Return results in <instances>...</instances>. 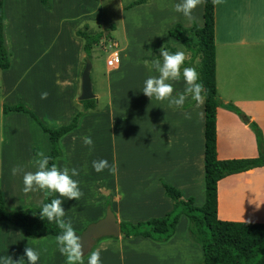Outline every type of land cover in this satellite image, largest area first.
Here are the masks:
<instances>
[{"label": "crops", "instance_id": "1", "mask_svg": "<svg viewBox=\"0 0 264 264\" xmlns=\"http://www.w3.org/2000/svg\"><path fill=\"white\" fill-rule=\"evenodd\" d=\"M5 1L3 0V38L10 65L1 70L6 71L13 66V61L6 36L8 26ZM28 1H33L35 6L31 7V10L25 9L24 15L13 17V24H23L28 15H36L41 19L38 22L47 24L53 18L55 4L58 2L61 9L74 5L76 10L84 13L82 25L71 27L74 28V34L75 30L84 24L91 27L86 20L92 12L86 6L91 10L93 7L100 10L104 3V0H49L47 6L40 0ZM131 1L133 0H120V7L131 10L141 8L147 12L146 23L142 28L145 32L144 37L142 39L134 37L136 47L144 45L143 50L127 55L123 46L120 48V52L124 53L122 56L119 54L120 62L110 67L105 77L107 104L100 110L101 114L93 113L89 117L85 114L79 125L64 134L59 141L62 154L55 159L58 167L77 168L79 172L93 173L92 168L86 165L71 166L62 145L64 142L73 144L84 137L91 125L88 121L90 118L98 120L97 123L103 122L109 134L107 160L110 164L115 162L118 166L115 174L107 169L100 173L94 170L95 196L92 211L89 210L79 225L70 219L76 232L82 231L88 223L103 217L106 209L105 199L108 196L111 198L110 208L119 223L122 221L137 223L164 216L172 210L173 201L165 195L161 180L178 188L185 198L192 197L195 205L201 206L205 202L204 104L197 107L195 101L189 97L182 109H174L169 108L166 101L151 100L142 92L144 81L149 76L158 75L151 69V62L160 59L152 56L160 52L162 47L170 46L176 51H184L186 61L191 59V52L179 40L170 36L168 29L175 23H180L185 28H190L194 23L202 26L204 3L193 13L196 20L189 22L183 14L174 11L176 3L171 4L170 0H148L128 7ZM10 33L11 27L9 28L11 37ZM69 33L72 38L69 37L70 41L77 44L79 50L72 65L70 76L72 82L64 79L60 81L62 84H69L72 91L70 102L73 105L66 122L61 125L69 123L77 112L75 109L82 104L77 93L82 62L86 59L82 38L76 34L72 36L71 31ZM17 35L18 32L15 37ZM214 39L215 80L219 97L224 103H232L239 107L257 123L264 138V0H221L219 4L214 5ZM115 44L118 45L117 42ZM65 47L64 42L61 43L59 47L61 54L67 52ZM117 51L119 53V50ZM145 61H148L147 65ZM194 66L199 67V57L194 60ZM173 84L174 95L183 92L186 87L183 77ZM94 93L96 104H99L102 92ZM19 96L26 100L21 93ZM89 111L91 110L87 112ZM185 112H190L192 118L185 119ZM8 113H14L15 116L28 115L21 111L3 112V115ZM199 113H203V116ZM30 119L33 121L31 117ZM85 122L88 123L87 128L84 126ZM139 128L142 132L138 133L136 139L135 130ZM25 135L27 134L19 136ZM27 136L29 141L26 149H21L24 153L19 150H16V153L22 157V165L26 162L27 169L32 171L35 169L32 153L35 140ZM137 140H141L138 142L141 151L134 153L136 158H132L128 148ZM48 142V147L43 150L45 154L50 151V141ZM216 153L219 159L252 158L258 154L252 130L237 114L224 107H218L216 112ZM12 165L13 159L12 164L7 160V163L1 166L0 189L5 204L10 209L33 207L21 206L22 201L26 197H31L32 193L24 194L21 188L11 191V188H16L14 184L22 185V175L19 180L13 177L14 181L8 174L4 180L3 175L7 174L6 171ZM39 195L41 193L37 196ZM54 198H60L59 194L54 193ZM35 203L36 201L32 205ZM43 203H47L45 194L40 196L39 206L34 208L41 210ZM217 216L221 220L264 222V166L227 175L217 182ZM69 218L71 217L65 215L66 220ZM188 227V217L182 214L178 218L174 233L167 240L158 241L142 235L104 236L96 240L90 250L101 251V264H190L201 258L202 249L190 237ZM0 230L6 232L2 236L4 238L0 237V251L12 248L15 243L12 237L16 236L19 237L18 240L24 239V246H30L40 253L38 264H61L63 261L64 256L55 243L56 235L29 238L20 227L3 220L0 221ZM24 264H28L27 259H24ZM84 264H87V256Z\"/></svg>", "mask_w": 264, "mask_h": 264}, {"label": "rangeland", "instance_id": "2", "mask_svg": "<svg viewBox=\"0 0 264 264\" xmlns=\"http://www.w3.org/2000/svg\"><path fill=\"white\" fill-rule=\"evenodd\" d=\"M170 1L171 4L180 2V0ZM119 2L120 0H104L100 10L95 7L91 10L86 6V8L92 12L87 16L86 20L91 26L88 27V30L91 33H102L99 41L93 45L91 56L89 57L92 64L90 78L93 85V92L102 93H100L99 104H96L97 100L95 99L96 107L86 112L88 117L93 113H100V110L107 104L105 77L108 75L111 68L107 66L106 59L111 50H119V54L122 56V54H124L120 52L122 46L127 55L140 52L144 48V45H138L136 47L134 37L138 39L144 37L145 32L142 28H144L146 23L147 12L141 8L137 10L123 9L120 7ZM5 6L7 7L6 26H8V29H6V36L8 47L11 48L13 66L6 71L0 69V175L1 166L3 163H7V160L12 164L13 159L14 165H12V167L17 164L22 165V157L16 153V150L24 153V150L21 149H26L27 142L29 141L27 135L35 140L33 144L34 148L37 147V151H43L46 146L48 147L49 145L47 134L34 120L32 121L28 115L22 114L21 116H15L14 113L3 115V103L15 104L18 101L23 102L36 113L41 121L52 128L66 122V117L73 108L70 102L72 91L69 84H62L60 81L64 79L67 82H72V77H70L72 65L75 63L74 58L79 48L77 44L70 41L69 37L71 38V36L69 32L71 31L72 36H74L73 29L82 25L84 18V13L76 10L74 5L66 9H61L59 3L56 2V10L52 15L53 18H51L47 24L38 22L41 19L37 18L36 15H28V18L24 19L23 24L16 25L13 24V17H19V14L24 15V10H31V7L35 6V3L28 0H6ZM195 11L196 9L194 12ZM112 25L114 29H112ZM72 26H74V28H71ZM10 27L11 37L9 35ZM81 28H83V26ZM17 32L19 35L15 37ZM63 42L68 53L61 54L62 52H59V47ZM115 42H117L118 45H113L115 47L109 50V43ZM46 49H48V51H45ZM85 61L86 59L82 62L77 96L81 93V72L85 65ZM72 89H74L73 84ZM44 92L48 93L47 99H41V94ZM19 93H21L26 100H23L22 97L19 96ZM82 108L83 105L81 104L74 109L79 111L82 110ZM88 121L91 125L90 128L86 130V135H84V137L90 136L92 138L94 142L93 148L90 149L88 146L84 145L83 137L73 142V144L64 142L62 145L65 156L68 157V160L72 164L71 166L86 165L93 170V173L79 172V176L73 177V179L79 181L80 189L83 192V196L79 201L74 199L69 200L59 196L60 199H63L62 206L65 209L66 216L71 217L69 219L77 225L81 223V220L83 221L85 218L84 216L89 213V210L92 211V202L95 196L93 182L95 171L92 167V162L100 159H108L106 153L108 150L109 134L106 129V124H103V122L97 123L99 121L92 118ZM84 126L87 128L88 123L85 122ZM135 132L137 134H135L134 138L137 139L138 133L142 132V129L139 128L137 131L135 130ZM20 134L27 135L19 136ZM81 134H84V132H81ZM138 142H141V140L134 142L131 147L128 145V150L131 151L132 158H136L134 153L141 151ZM23 165L26 167L25 171H29L26 162H24ZM80 167L81 166H79V168ZM11 168L6 171V175H3L4 180L7 178L8 174L14 179L11 175ZM35 170L36 169H33L32 171ZM104 175H106L105 172ZM19 177L20 175H17L15 179L19 180ZM21 184L22 185H18V183L14 184L16 188H11V191L20 188L23 189V182ZM37 192L38 194L41 193V195L45 194L43 190L31 192L32 199L31 197H26L22 201L21 206H39L41 195L37 196ZM35 201L36 203L32 205ZM5 233L6 232H0V237ZM21 233H23L22 230ZM12 238L15 239L14 246L12 248L9 247L8 251H0V258L10 256L13 261L17 259L20 260L21 257L27 259L26 256H24V250L27 247L24 246V239L21 238V240H18L19 237L16 236ZM0 264H2V261H0Z\"/></svg>", "mask_w": 264, "mask_h": 264}, {"label": "trees", "instance_id": "3", "mask_svg": "<svg viewBox=\"0 0 264 264\" xmlns=\"http://www.w3.org/2000/svg\"><path fill=\"white\" fill-rule=\"evenodd\" d=\"M44 5H49V0H40ZM148 0H133L128 4L131 7L145 3ZM204 23L198 26L194 23L190 28L175 23L168 29V34L179 40L190 52L191 59L185 61L184 66H194V60L199 57L200 74L198 82L205 89L204 103V169H205V202L201 206L194 204L192 197L185 198L175 186L161 180L164 193L173 201V208L164 216L151 218L137 223L120 222V232L126 237L147 236L158 241L167 240L174 233L176 223L181 214L189 220V235L196 241L201 249V258L191 264H264V222H245L221 220L217 216V182L223 177L242 172L254 167L264 166V138L261 128L251 120L246 113L232 103H224L216 90L215 80V39H214V4L206 0L203 7ZM75 34L83 40V51L86 58L91 56L92 48L99 41L102 33H91L88 25L76 29ZM165 48L175 53L170 46ZM160 52L152 57L161 58ZM10 65L8 52L4 46L3 38V0H0V69ZM83 105L67 124L51 128L44 124L36 113L23 102L14 105L3 104L4 113L21 111L27 113L38 126L48 134L50 151L45 154L50 157V165L55 164L57 156L62 154L60 138L76 128L81 118L90 109L96 107L95 99L80 101ZM218 107L231 110L252 130L255 136L258 154L252 158L219 159L216 153V112ZM37 150L32 149L36 156ZM54 199V193L47 196V203ZM111 198L105 201L110 207ZM40 209L28 207L24 209H10L6 206L0 189V221H7L11 225L20 227L29 238H40L46 235H58L60 229L55 222H48L40 218ZM99 239V238H98ZM97 239V240H98ZM61 264H66L63 258Z\"/></svg>", "mask_w": 264, "mask_h": 264}, {"label": "clouds", "instance_id": "4", "mask_svg": "<svg viewBox=\"0 0 264 264\" xmlns=\"http://www.w3.org/2000/svg\"><path fill=\"white\" fill-rule=\"evenodd\" d=\"M221 0H212L217 5ZM206 0H180L174 5V11L183 14L189 21L194 22L196 17L193 15L194 10ZM160 59L151 62V69H154L158 75L149 76L144 81L142 92L144 95L161 102H167L169 108L182 109L186 100L191 97L196 106L200 107L205 103V89L202 83L198 82L200 74L196 67H185L187 59L184 51L172 53L165 47L160 49ZM148 64V61H145ZM150 69V70H151ZM183 77L186 87L184 91L174 95L175 89L173 82L179 81ZM48 93L41 94V99H47ZM203 116V113H199ZM185 119H191L190 112L184 113ZM83 143L90 149L94 147V142L90 136L83 137ZM50 157L46 156L43 151H37L33 160L35 171H25L23 165H15L11 168L13 177L22 175L23 192L28 194L34 191L43 190L45 196L51 193H58L60 197L69 200L79 201L83 192L80 189L79 181L73 177L79 176L77 168L64 167L61 169L56 164L50 165ZM92 167L97 173L108 170L115 174L118 166L113 162L109 163L107 159L95 160ZM63 200L60 198L51 199L49 203H43L40 210V218L48 222H55L60 233L55 237V243L59 252L66 258V264H84L87 256V264H101V251L99 249L90 250L87 255L84 252V246L81 237L77 235L70 219H65V209L62 206ZM24 256L28 264H38L40 253L34 248L27 246L24 250ZM2 264H24V258L19 261H13L10 256L0 258Z\"/></svg>", "mask_w": 264, "mask_h": 264}, {"label": "water", "instance_id": "5", "mask_svg": "<svg viewBox=\"0 0 264 264\" xmlns=\"http://www.w3.org/2000/svg\"><path fill=\"white\" fill-rule=\"evenodd\" d=\"M91 67L90 59L86 58L81 72V93L78 96L79 100L96 99L90 78ZM120 234V223L110 207L106 208L103 217L88 223L82 231L77 232V235L81 237L85 255H87L98 238L104 236L117 237Z\"/></svg>", "mask_w": 264, "mask_h": 264}, {"label": "built area", "instance_id": "6", "mask_svg": "<svg viewBox=\"0 0 264 264\" xmlns=\"http://www.w3.org/2000/svg\"><path fill=\"white\" fill-rule=\"evenodd\" d=\"M116 44L115 43H109L108 45V49L111 50L112 48H114L115 46H113ZM120 62V57H119V53L117 50H111L110 54L107 56L106 59V64L109 67H113L115 65H117Z\"/></svg>", "mask_w": 264, "mask_h": 264}]
</instances>
